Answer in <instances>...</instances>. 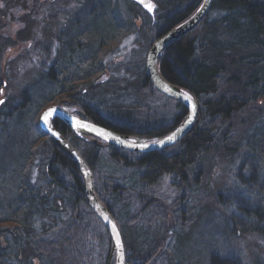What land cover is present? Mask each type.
<instances>
[{"label":"trees","instance_id":"16d2710c","mask_svg":"<svg viewBox=\"0 0 264 264\" xmlns=\"http://www.w3.org/2000/svg\"><path fill=\"white\" fill-rule=\"evenodd\" d=\"M81 1H61L57 7L69 13L66 19L71 22L81 14L86 18L72 22L67 34L61 33L67 27L63 16L53 17L54 0H47L44 18L34 13L39 24L27 18L26 28L16 39L5 32L0 42V59L6 63L5 74H0V91L12 84L11 74H20L14 77L25 80L16 92L20 103L6 99L0 105V156L7 152V143H12L11 159L5 156L0 161V264H108L112 253L111 235L88 205L79 169L39 126L46 108L64 103L84 120L147 141L168 136L189 114L185 105L155 89L147 77L145 58L141 64L127 65L133 79H113L109 71L116 66L124 72V56L109 63L108 50L114 46L110 56L120 54L124 38L136 43L137 35V42L144 41L150 50L157 39L196 12L202 0H156V22L132 2H124L122 16L117 4L104 1L102 12L90 13L86 7L80 10ZM102 17L107 19L101 21ZM47 40L53 45L45 44ZM13 50L18 54L12 55ZM42 55L47 62L41 67L33 65ZM157 65L167 82L190 93L199 104L196 122L175 145L134 153L91 135L89 140L82 139L63 121H53L95 173L96 194L122 230L127 264H159L166 239L174 235L178 240V225L191 229L193 223L185 222V212L205 207L208 215L216 217L217 209L234 205L246 220L250 218L251 227L244 231L242 220L233 215L226 220L232 230L225 227L223 234L229 238L232 233L236 238L251 235L260 256L264 207H244L225 199L218 188V193L208 188L209 195L197 192L202 184H209L210 168L204 165L214 156L236 163L238 185L242 186L245 176L244 183H253L255 198L264 196V184L257 185L264 180L260 167L264 155V0H214L202 23L164 51ZM154 96L160 99L152 105ZM160 108L163 113L158 112ZM106 155L114 164L134 170L143 184L155 186L168 178L180 198L165 200V204L114 180L104 182L97 166ZM184 199L190 202L188 206ZM132 207L136 208L131 212ZM170 213L174 214L171 221ZM147 236L148 251L146 241L141 240ZM207 264H242V260L216 250L209 254ZM256 264L264 262L259 258Z\"/></svg>","mask_w":264,"mask_h":264},{"label":"rangeland","instance_id":"374dc122","mask_svg":"<svg viewBox=\"0 0 264 264\" xmlns=\"http://www.w3.org/2000/svg\"><path fill=\"white\" fill-rule=\"evenodd\" d=\"M7 1V0H1V5L2 6H7V4H2V2ZM23 1V0H22ZM47 0H45L46 2ZM12 3H16L15 0H12ZM157 9V8H156ZM146 11V10H145ZM147 12V11H146ZM156 12V10H155ZM5 15V17H4ZM149 15L153 16L152 14L149 13ZM0 16H1V22L0 23V42L6 37L5 32L7 33V36L9 35L10 28L12 26H15L16 23L14 19H10L9 21V14L7 13L6 10H1L0 9ZM17 16H20L19 14ZM144 19V18H143ZM9 21V22H7ZM20 24V21H18V25ZM26 28V25L23 26V29ZM14 32L15 30H11ZM10 31V33H11ZM48 33V32H46ZM52 33V31H51ZM138 36V35H137ZM136 36V43L135 39H126L124 38L126 42H122L121 52L116 54H112L110 56V49L114 46H112L108 50L109 54V63L112 59V61H117L116 59H121L123 57V63L124 64V72L123 69L120 68L117 70L116 66H113V70L116 68V74L113 70L110 69V73L113 79L116 77H121V78H126V79H133L132 74L129 73L130 67L127 65L131 63L136 64V61H139V64L142 63V58L147 59V55L149 52V49L145 47L146 43L140 42L138 43ZM52 41L47 40L45 44L53 45L51 44ZM135 44V45H134ZM33 43L30 44L32 46ZM49 45H46L48 48H51ZM127 46V50L124 52L123 48ZM39 48V47H38ZM117 51V50H116ZM17 53L18 50L15 52L13 50L12 55ZM119 54V55H118ZM11 55V56H12ZM116 57V58H115ZM108 58V57H107ZM7 65H8V59ZM4 60L0 59V74L1 76L4 75L3 67L6 66V63H3ZM11 62V60L9 61ZM47 62V59L42 55V58L38 60L37 62H34L33 65L41 67L42 64L44 65ZM119 63V62H118ZM2 64V65H1ZM18 64V63H17ZM4 65V66H3ZM19 65V64H18ZM146 66V64H145ZM32 67V65H31ZM20 71V70H19ZM6 72V70H5ZM17 73L16 71H14ZM12 75V84L6 87L4 90L0 91V101L2 99H7L11 100L15 103V105L20 103V99H17V89H21L24 79H19L17 77H14V75L19 76L20 74H11ZM31 75V74H29ZM22 76V75H21ZM105 76V75H104ZM108 76V74H107ZM106 77V76H105ZM125 80V79H124ZM138 79H136L137 81ZM23 81V82H22ZM17 100H16V99ZM157 98L160 99L158 96L153 97L152 105L153 102L157 100ZM164 105H166L165 100L160 101ZM161 107V106H160ZM158 112L163 113V109L160 108ZM178 143V142H177ZM11 142L7 143V152L3 154V156H0V161L6 156V160L11 159ZM40 161V160H39ZM260 167L264 172V155L261 157V163ZM206 166L207 169L210 168L209 170V178H208V183H205L204 185L202 184L201 187L199 188L200 190L197 192V194L200 193H207L212 194L211 192L209 193L207 191L208 188H214L213 192L218 193V189H221V191L225 194L224 198L228 200H235V203L243 205L244 207L246 205H249L248 207H251L252 205H259L260 207H264V196H261L260 198H255L254 193H252L253 183H244L245 181V176L243 177V182H241L242 186H239L237 182V175H238V169H237V164L236 163H230L229 160L226 158L220 159V158H215L214 156L206 160ZM98 173L100 174V177H102L104 182L107 180L112 181L120 184L123 187L126 188H134L137 191H142L145 194H148L151 197H156L160 199V201L168 200V201H174L177 198H180L181 193L176 191L174 188V185L170 182L168 178L162 179V181L155 185V186H149L146 184H143L141 182H138L137 178H135V173H133L134 170L128 169L125 167H121L119 165H116L112 162V160L106 155L101 158V160L98 163L97 166ZM244 174V173H242ZM39 175V169L34 172L33 177L36 178ZM264 175V174H263ZM95 176V173H94ZM96 180V177H95ZM260 182L257 183V185L264 184V180L260 179ZM209 185V186H207ZM244 186V187H243ZM256 186V185H255ZM95 188H96V181H95ZM204 188V189H202ZM218 188V189H217ZM233 191V192H232ZM255 191V190H254ZM186 192V190H185ZM187 196L190 195V192H186ZM193 194V191L191 190V195ZM256 195H259V192L256 190L255 191ZM237 197V199H233L231 197ZM264 195V194H263ZM198 196V195H197ZM196 196V197H197ZM260 196V195H259ZM185 197V195H184ZM184 206L187 205L190 202L186 201L184 199ZM166 204V203H165ZM1 206V203H0ZM227 206V205H225ZM121 207V206H119ZM119 207L117 208V212L119 213ZM253 207V206H252ZM133 208L135 209L136 207L131 208V212L133 211ZM205 208V207H204ZM201 211L200 209H191L190 213L188 211L184 213L185 215V222L193 225L191 226V229L186 228H180L181 226L178 225V228L176 229V232H180V234H176V236L179 235L178 240H176L174 235H170L168 239H166V243L163 246L161 252L159 253L158 256V263L159 264H207L208 263V257L209 254L212 252H215L216 250L219 251L220 253H230L234 255H238L241 260L242 264H256L257 259L261 258L264 262V250L261 249L260 251V256L256 253V250L253 246L252 241L254 240L251 237V235H246L245 237L241 238H236V235L232 233L233 238L227 237L225 234H223V230L225 227L228 228V231L232 230V225L230 220L227 221L228 225L226 223L227 217L233 216L236 217L237 219H241L242 222L240 223L241 229L244 231L250 229L251 224H250V218L247 220L244 218L243 215H240L239 210L236 208V205L234 206H228V207H222L223 210H220L216 212V217L212 215H208L206 210ZM1 210V207H0ZM264 212V211H263ZM180 213V212H179ZM179 213L177 214L178 219L180 220ZM201 213L200 215L202 216L201 218L196 219V216ZM125 216V214H123ZM171 216V217H170ZM169 220L174 219V214L170 213ZM121 223H125V218L119 215ZM150 218V216H149ZM146 219V217H145ZM209 219V220H208ZM149 220V219H148ZM191 222V223H190ZM180 223V221H179ZM261 224V223H260ZM216 225V226H215ZM263 229H264V224H261ZM215 227V228H214ZM216 229V230H215ZM122 231V230H121ZM127 233V232H126ZM231 233V232H230ZM123 234V233H122ZM149 237V238H147ZM143 237L141 240L146 241V245L144 246V249L146 251L151 249V245H149L150 242V236ZM264 240L263 238H259L258 241ZM125 243V242H124ZM259 243V242H258ZM258 244L257 246H259ZM127 264V262H126Z\"/></svg>","mask_w":264,"mask_h":264},{"label":"water","instance_id":"95a60500","mask_svg":"<svg viewBox=\"0 0 264 264\" xmlns=\"http://www.w3.org/2000/svg\"><path fill=\"white\" fill-rule=\"evenodd\" d=\"M134 1H136L142 8L152 15L157 8V5L153 0ZM213 1L214 0H203L200 7L189 19L177 25L167 34L157 39L148 52L146 64L147 77L150 79L154 87L161 94L185 105L189 110V114L184 122L171 134L157 141L146 142L138 137L122 135L114 132L113 130L97 125L89 120L76 117L67 107L61 105L50 106L43 112L40 118L39 126L43 132L50 137L51 141H53L54 144L62 152H64L79 169L84 181L88 205L105 225L111 235L113 248L108 264H113L114 256L116 257L115 264H126V249L122 231L116 218L112 215L104 203H102L95 192V181L92 168L79 151L70 143V141L54 127L53 121L55 119L62 120L78 137L82 139L89 140L86 135L90 134L100 138L114 147L134 153L159 151L179 142L191 130L196 122L199 115V104L190 93L167 82L160 74L157 62L160 55L164 51H166L182 37L190 34L199 26L200 23H202L208 15ZM149 4L152 6V11H149L146 6ZM188 97H191V99ZM170 136L173 137L172 140L168 139Z\"/></svg>","mask_w":264,"mask_h":264},{"label":"flooded vegetation","instance_id":"af4514ba","mask_svg":"<svg viewBox=\"0 0 264 264\" xmlns=\"http://www.w3.org/2000/svg\"><path fill=\"white\" fill-rule=\"evenodd\" d=\"M16 3H12V0H7V1H4L2 2V4H7V6H2L1 3H0V9L2 10H6L7 13L9 14V21L10 19H14L16 25L15 26H12L10 28V31L11 30H15L14 32L9 31V35L11 36L12 35V39H16V36L19 34V32L21 30H23V26L27 25L25 19H30V20H33V21H36L38 24L40 23V21H38L37 17L39 19H43L44 18V5H45V0H15ZM61 1H64L65 3H69L70 0H54L53 4L54 6L56 5V7H54V15L53 17H59L60 15L63 16V23L66 24L67 27H65L63 30V32H61L62 34L65 33L67 34L70 30V26L72 25V22H79V21H82L83 19H86V18H83L82 17V14L80 17L76 18V17H72V22L71 20H67L66 17L67 15H69V13L66 11H63L61 12V9H58L57 7L60 6L61 4ZM104 1L106 2H110L111 4H117L118 8L120 9L119 10V13L122 14V16L125 14L126 10H125V1L126 2H132L134 4H136V2L134 0H84V1H81L79 2V6H80V10L82 8H85L87 10H89L90 13H93L94 11H97V12H102L103 11V6H104ZM154 2H156V4L158 5V2L156 0H153ZM1 2V0H0ZM203 0L200 2V5L202 4ZM138 5V4H137ZM139 6V5H138ZM159 6V5H158ZM140 7V6H139ZM194 8L196 7L195 5L193 6ZM200 7V6H198ZM196 7V9L198 8ZM34 9H36V12L34 11ZM141 11L143 12V15L144 16H148L149 13L146 12L144 9H142L140 7ZM195 9V10H196ZM158 11H159V7H157L156 9V12L153 16L149 15V17L152 19L153 22H156L157 21V18H158ZM195 12V11H194ZM194 12L189 16V18L194 14ZM34 13L37 15L36 19L33 18L34 16ZM175 13V11H174ZM174 13H171L168 17H166V19L170 18ZM20 15V16H17V15ZM67 14V15H66ZM5 17V15H4ZM49 18H51L49 16ZM188 18V19H189ZM107 18H104L102 17L101 18V21L103 20H106ZM135 22H136V18H134ZM142 20V18H141ZM1 16H0V23L1 22ZM7 21V22H9ZM18 21H20V24L18 25ZM71 23V24H69ZM61 30V29H60ZM122 46V44L120 45V47ZM2 92V91H1ZM1 101H5V99H2ZM2 103H0L1 105ZM63 105H65L63 103ZM67 106V105H65ZM59 121H62L60 119H58Z\"/></svg>","mask_w":264,"mask_h":264},{"label":"snow or ice","instance_id":"6c2138e0","mask_svg":"<svg viewBox=\"0 0 264 264\" xmlns=\"http://www.w3.org/2000/svg\"><path fill=\"white\" fill-rule=\"evenodd\" d=\"M146 6L148 7V10H149V11H152V6H151L150 4H149V5H146ZM188 98L191 99V97H188ZM0 103H3V101H0ZM45 121H46V118H45ZM168 139H169V140H172L173 137L170 136V137H168ZM113 227H115V226H113Z\"/></svg>","mask_w":264,"mask_h":264}]
</instances>
